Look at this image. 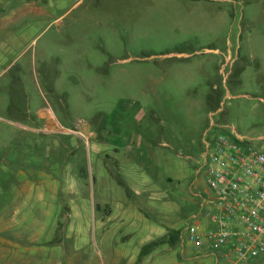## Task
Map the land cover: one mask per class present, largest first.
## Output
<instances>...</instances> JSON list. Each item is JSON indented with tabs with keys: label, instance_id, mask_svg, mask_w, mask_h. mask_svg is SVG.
Listing matches in <instances>:
<instances>
[{
	"label": "rangeland",
	"instance_id": "374dc122",
	"mask_svg": "<svg viewBox=\"0 0 264 264\" xmlns=\"http://www.w3.org/2000/svg\"><path fill=\"white\" fill-rule=\"evenodd\" d=\"M2 1L0 15L29 11L3 28L24 33L28 49L0 75V108L28 96L33 119L0 117V189L19 188L1 179L26 169L48 196L82 191L77 202L100 205L98 218L112 208L90 264H129L164 228L180 241L162 264H229L186 228L208 194L206 142L225 125L264 126V0ZM46 200L63 225L64 199ZM54 232L11 264L86 260L69 229Z\"/></svg>",
	"mask_w": 264,
	"mask_h": 264
},
{
	"label": "crops",
	"instance_id": "0c3cea01",
	"mask_svg": "<svg viewBox=\"0 0 264 264\" xmlns=\"http://www.w3.org/2000/svg\"><path fill=\"white\" fill-rule=\"evenodd\" d=\"M1 6L8 7L9 3H3L0 0ZM28 11L29 8H16L11 9L9 15H6V13L0 15V75L11 64H15L19 56L28 49V46H25L24 33L3 30V28L12 26L19 19L20 15H24ZM210 50L216 52L218 49ZM5 65L6 67L3 68ZM27 65L28 62H24L20 66L22 72L25 71ZM19 75L24 79L25 73L16 74V76ZM31 103L32 98L28 96L23 97L20 101L15 99H12L10 102L4 101L1 104L3 108H0V117L5 118L10 123L12 121L11 116L19 112L23 119L20 125L27 128V121L33 119ZM224 127V131H228V127L231 126L225 125ZM262 129L263 127L255 133L261 132ZM22 165L26 166L27 163H23ZM11 175L1 180L7 182L11 180L12 182H20L21 184L19 188L16 187L15 189H0V261H3L4 264L24 261L20 256V252L23 254V257H25L24 252H28L30 255L33 249L30 248L36 244L40 245L39 240L46 231L47 234H50L54 231L56 233L58 229L65 228L70 230V236L66 235V237L73 241V254H77L78 252L79 260H81L80 256L86 257V260H81L82 262L80 263L90 264L92 261L94 262L99 249V239L96 237L98 229L101 228L104 233L103 222L105 217L109 219L110 214L113 213L112 208L107 207L104 210L105 212H103V216L98 218L97 214L102 210L100 205L94 204L93 201L91 203L87 201L77 202L79 195H83L84 192L66 191V193L55 188V190L50 192L49 196L52 199H64V204L62 205L64 213H61L64 215L65 223L61 225V217L56 213L57 211H53L52 201L46 200L49 197L48 194L35 188L34 183L36 179L32 171L20 169L13 176ZM167 180L171 181L172 178L169 176ZM67 203L69 204L68 206L66 205ZM99 221H101L100 225ZM92 224L95 230H92L90 227ZM175 232L173 229L164 228L148 233L133 260H130L131 257H128L129 264H150L153 261H157V264H162V261L169 256L173 246L180 241L179 236ZM101 240H103L102 237ZM20 247L24 248L19 250ZM28 253H25V255L27 258H30ZM204 254L207 255L209 252H205ZM158 257L161 258L160 262L158 261ZM51 258L48 260L44 259L43 262L48 261V264H52L51 261H53L54 264H62V258Z\"/></svg>",
	"mask_w": 264,
	"mask_h": 264
},
{
	"label": "built area",
	"instance_id": "2783aa9c",
	"mask_svg": "<svg viewBox=\"0 0 264 264\" xmlns=\"http://www.w3.org/2000/svg\"><path fill=\"white\" fill-rule=\"evenodd\" d=\"M203 167L208 194L187 240L229 264L264 262V126L217 133L206 142Z\"/></svg>",
	"mask_w": 264,
	"mask_h": 264
}]
</instances>
